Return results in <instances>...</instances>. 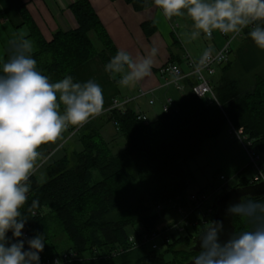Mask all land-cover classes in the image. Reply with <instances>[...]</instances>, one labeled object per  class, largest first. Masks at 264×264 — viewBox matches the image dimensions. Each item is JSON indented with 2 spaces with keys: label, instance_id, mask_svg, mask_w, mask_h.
Listing matches in <instances>:
<instances>
[{
  "label": "trees",
  "instance_id": "1",
  "mask_svg": "<svg viewBox=\"0 0 264 264\" xmlns=\"http://www.w3.org/2000/svg\"><path fill=\"white\" fill-rule=\"evenodd\" d=\"M126 1L137 11L154 6L152 0ZM71 10L78 27L67 32L58 30L47 40L26 8H20L23 23L30 30L28 37L34 42L32 55L38 70L53 82L67 75L79 82V67L96 56L106 65L117 52L89 0H78L71 5ZM143 29L151 35L156 29L154 21L145 22ZM91 31L102 42V50L96 48L89 35ZM11 51L12 48L7 49L0 61ZM233 61L220 67V77L217 82L214 79L217 98L227 116L218 102L207 105L190 92L178 101L177 110L162 112L147 123L139 120L131 108L114 109L109 112V121L116 125L126 142L125 149L119 152H114L101 130L92 126L93 119L78 130L71 127V133L76 130L74 135H80L81 150H70L54 160L53 154L48 159V180L42 183L33 175L32 191L23 210L29 219L25 228L34 236L44 234L47 255L75 251L82 257L65 264H115L119 256L136 250H148L140 259L143 264H185L197 255L191 249L192 240L204 228L197 229L193 236L175 239L164 253L144 247L131 249L129 237L138 234L140 229L156 228L162 218L176 219L171 201L182 197L190 185L187 163L201 153L207 139L221 134L227 117L235 128L244 129L252 148L264 151V76H257L252 88L243 89L237 81L223 78L232 69ZM194 129L189 142L184 140L186 132ZM69 135L67 131L63 134L66 140L60 147L67 148L71 142ZM253 178L245 176L244 169L237 186L253 184ZM135 179L139 186L134 185ZM114 182L121 183L120 193ZM33 199L39 201L34 217L26 211ZM254 199L264 201V196ZM159 206L161 212H153ZM139 224L141 228L131 233L130 227ZM234 226L237 232L246 227L239 218L234 219ZM8 236L11 238L12 233ZM121 249L125 251L119 253ZM167 254L172 256L171 260L166 259Z\"/></svg>",
  "mask_w": 264,
  "mask_h": 264
},
{
  "label": "clouds",
  "instance_id": "2",
  "mask_svg": "<svg viewBox=\"0 0 264 264\" xmlns=\"http://www.w3.org/2000/svg\"><path fill=\"white\" fill-rule=\"evenodd\" d=\"M168 20L185 17L192 22L190 38L214 32L237 35L248 30L254 45L264 50V0H152ZM12 51L0 61V264H40L44 234L25 240L29 220L24 213L32 191V177L47 157L43 145L56 144L69 127L79 128L103 114L102 86L93 79L76 82L70 75L53 82L33 58L29 39L11 41ZM158 49L133 56L118 50L105 65L121 87H133L152 75ZM212 49L200 59L211 60ZM176 71L175 66L171 69ZM39 201L33 199L26 211L35 216ZM226 215L239 218L246 227L233 230L226 240L223 221H210L196 241L192 264H264V201L239 198ZM11 232V238L8 233ZM25 243L27 249H25ZM55 264H61L60 260Z\"/></svg>",
  "mask_w": 264,
  "mask_h": 264
},
{
  "label": "crops",
  "instance_id": "3",
  "mask_svg": "<svg viewBox=\"0 0 264 264\" xmlns=\"http://www.w3.org/2000/svg\"><path fill=\"white\" fill-rule=\"evenodd\" d=\"M77 1L0 0V37L5 39L2 41V47L5 49V52L7 49L12 48L11 41L13 39L19 40L23 37L33 43V40L28 37L30 30L23 23L24 19L20 11L21 6L26 8L43 36L47 40H51L53 34L58 30L67 32L78 27V22L71 10V5ZM89 2L105 26L117 51L123 49L129 51L133 56H138L145 55L152 47L158 49L152 75L133 87L125 88L119 86L117 83V80L120 78L119 75L113 78L111 73L106 72L105 65L99 56L94 57L77 69L79 82L93 79L103 88L105 110L99 117L101 118L103 115H107L109 120V112L107 113V110L114 99L120 101L131 99L132 101L125 109L131 108L135 112H141L147 115V117L149 113H153L156 118L162 113V107L167 97H173L177 104L181 99V94L173 87L164 86L158 70L164 63L170 60H180L185 66L187 55L196 59L202 56L203 53L201 52V54L199 53L198 56H195L194 50L185 45L186 33H179L180 30L178 28L181 27V24L183 27H186L187 23H189L187 18L174 17L168 20L155 6L149 10L137 11L126 0H89ZM150 20L154 21L156 29L151 35H147L143 29V24ZM92 32L94 31H91L89 35ZM216 35L214 32V37L211 38L213 46L211 45L209 48L213 51H216L222 45L218 44ZM100 43L102 42L100 41ZM95 46L98 50H102L104 47L103 44L100 47L96 44ZM142 92H146V94L142 95ZM152 99H154V102L150 103ZM131 103L132 105H130ZM95 128L100 129L101 127L95 126ZM101 133L107 141L105 128H101ZM63 143V141H58L56 144H49L47 147L40 149V151L45 156L47 154L45 153L46 151L48 152L50 150L52 152L58 149L59 145ZM57 151L55 152L56 154L60 150Z\"/></svg>",
  "mask_w": 264,
  "mask_h": 264
},
{
  "label": "rangeland",
  "instance_id": "4",
  "mask_svg": "<svg viewBox=\"0 0 264 264\" xmlns=\"http://www.w3.org/2000/svg\"><path fill=\"white\" fill-rule=\"evenodd\" d=\"M187 21L189 23H187L186 27H183L181 24V27H179L178 30H180L179 33L185 32L187 34H185L187 41H185V45L192 48V50H194V55L198 56L200 52L203 53L206 49H209L211 45L213 46L211 42L212 39L205 38L203 34H201L199 38L192 40L190 38L192 22L190 19H187ZM215 33L217 34L216 36L218 38V44H222V36H220L219 32ZM90 36L94 43L100 47L102 43H100L97 34L92 32ZM3 40L5 39L0 37V58H3L5 54V49L2 47ZM234 48L236 49V54L233 52L232 55L231 60H234L232 69L230 72H227L223 78L235 80L239 83L240 87L247 90L253 87L255 78L257 76H264V50L258 49L245 32L235 40ZM191 52L193 53V51ZM219 77L220 76L218 74L215 79L216 82L218 81ZM218 104L220 110L226 115L225 108L220 99L218 100ZM130 105H132V103ZM108 112L109 111H107V113ZM148 117L151 121L156 119V116L153 113H149ZM91 124L94 128L95 126L105 128V137L107 138V141L114 152L123 151L125 149V138L119 133L116 125L112 122L110 123L107 115H103L101 118L99 117L93 119ZM70 129L71 127H69L67 132L70 134L69 136L71 138V142L67 145L66 149L60 147L62 146L60 144L59 147L61 149H59V153L54 154L53 160L60 156L64 157L67 152H70V150H81L82 145L80 142V135L75 136L74 133L76 130L71 133ZM192 131L190 130L186 132L187 135L185 134L186 137H184V140L189 142V138L191 136L193 137L195 134V129L193 132ZM237 132L239 134H241L240 132H243L241 136H247L243 128H235L227 117V125L224 127L221 134L217 138L207 139L204 142L203 146L201 147V153L187 163L186 169L191 173L190 185L182 197H178L176 200L171 201L173 207L178 204L183 205L191 194L196 193L199 190L211 194L214 189L223 187L226 181H228V190L236 187L240 180V172L244 169L245 176L247 177L252 178L257 175V171L250 166V158L244 144L239 139ZM64 138L65 137H63V139L59 142L63 141L65 143L66 139L64 140ZM255 150L261 155V164L264 165V151L260 150L259 148H255ZM45 153H47L45 155L46 157L50 153V150L48 152L46 151ZM49 161L50 160H48L45 165L41 166L40 168L38 167L39 169L35 173L42 183L48 180L46 175V167L50 164ZM131 171L133 173V169H131ZM221 175L225 176L227 180H221ZM133 183L134 185L139 186L137 179H135ZM119 185H121L120 182H114V186L116 187L118 193H120L122 189L119 187ZM224 191H220L219 193L221 194ZM218 196L219 194L214 197V202L217 200ZM161 209L156 207L153 212H161ZM172 214L176 216L175 209ZM167 221H169L167 218H162L159 224H164ZM140 226L141 224L135 227H130L129 230L131 233H133L136 231V228L140 229ZM165 250L166 248L160 250V253H164ZM148 253V250H136L127 255L119 256V258L116 259L115 264H143L140 259L145 257L144 255H147ZM166 259L171 260L172 256L167 254Z\"/></svg>",
  "mask_w": 264,
  "mask_h": 264
},
{
  "label": "built area",
  "instance_id": "5",
  "mask_svg": "<svg viewBox=\"0 0 264 264\" xmlns=\"http://www.w3.org/2000/svg\"><path fill=\"white\" fill-rule=\"evenodd\" d=\"M242 33H244V31L234 36H226L219 33L224 41L216 51L212 50L211 60L204 65L200 64L202 56L196 59L190 55H187L185 59V66L182 62L172 60L164 63L158 70L164 86L175 88V90L181 94V98L185 97L190 92L193 96L202 100L207 105L213 102H218L214 87V79L218 75L220 67L231 61L234 52V42L242 35ZM213 37L214 33L212 38ZM173 66L176 68L175 72L171 71ZM189 82H192L193 84L190 85ZM145 94L146 92H142V95ZM131 101V99L122 101L115 99L107 111L110 112L114 109H125ZM153 102L154 99L150 101V103ZM177 107L178 106L173 97H167L163 104L162 112L171 113L172 111L177 110ZM136 113L139 120H142L145 123L149 122L147 115L141 112ZM78 129L79 128L76 130ZM240 133L243 134V132ZM241 134L237 132V135L244 144L250 158V166L257 171V175L253 178V183L264 181V167L261 164V155L252 148L251 143L247 140V136H241ZM56 150L57 149L46 156L47 160L56 152ZM46 161H41L40 166ZM220 179L224 181L227 180L223 175L220 176ZM227 189L228 181L225 182L223 187L214 189L211 194L202 190L191 194L183 205L178 204L175 206L177 216L175 220L167 221L150 230L140 229L138 234H131L129 237V248L136 249L144 247L152 251H160L167 248L175 239L195 235L197 229L207 227L210 221H212L215 213L214 197L218 194L220 195V191ZM158 208L161 209V206ZM32 237H34L32 232L24 228L23 238L27 240ZM25 249H27L26 243ZM124 251V249H121L118 252L123 253ZM57 260H60L61 264H65L72 261L82 260V257L75 251H66L52 256L47 255L44 250L40 253V264H55V261Z\"/></svg>",
  "mask_w": 264,
  "mask_h": 264
},
{
  "label": "water",
  "instance_id": "6",
  "mask_svg": "<svg viewBox=\"0 0 264 264\" xmlns=\"http://www.w3.org/2000/svg\"><path fill=\"white\" fill-rule=\"evenodd\" d=\"M264 196V181L253 183L249 185L237 186L231 188L230 190H226L221 193L216 200V210L213 216L212 221H223L224 224V234L221 235V240H226L229 233L235 230L234 219L232 217L226 215V210L229 205L238 202L239 198H247V197H261ZM202 233V232H201ZM200 233V234H201ZM200 234L193 237L192 248L193 251L197 252L196 241ZM196 256V255H195ZM194 256V257H195ZM192 257L185 264H192Z\"/></svg>",
  "mask_w": 264,
  "mask_h": 264
},
{
  "label": "flooded vegetation",
  "instance_id": "7",
  "mask_svg": "<svg viewBox=\"0 0 264 264\" xmlns=\"http://www.w3.org/2000/svg\"><path fill=\"white\" fill-rule=\"evenodd\" d=\"M194 247V245L191 246V249ZM194 257V256H193Z\"/></svg>",
  "mask_w": 264,
  "mask_h": 264
}]
</instances>
